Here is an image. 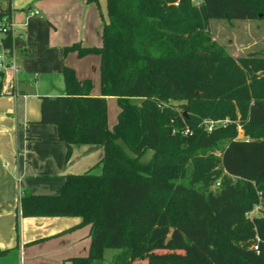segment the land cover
Wrapping results in <instances>:
<instances>
[{"label":"trees","instance_id":"16d2710c","mask_svg":"<svg viewBox=\"0 0 264 264\" xmlns=\"http://www.w3.org/2000/svg\"><path fill=\"white\" fill-rule=\"evenodd\" d=\"M174 1L106 0L102 44L64 47L100 54V94L64 65L65 91L40 96L39 121L56 124L65 160L74 144L103 146L99 172L19 196L16 232L19 216L78 215L90 225L88 252L73 264H92L107 247L119 248L114 264H131L135 250L145 264H264V52L235 57L209 33L212 19H264V0ZM106 95L119 106L111 128ZM237 113L248 139L237 138L236 122L201 123ZM218 146V156L208 152ZM258 203L261 214L248 216Z\"/></svg>","mask_w":264,"mask_h":264},{"label":"crops","instance_id":"0c3cea01","mask_svg":"<svg viewBox=\"0 0 264 264\" xmlns=\"http://www.w3.org/2000/svg\"><path fill=\"white\" fill-rule=\"evenodd\" d=\"M10 15L20 69L15 91L0 93V248L7 249L0 264H73L71 257L87 254L90 243V225L80 224V216H19L18 232L15 221L24 189L52 193L66 174L100 167L101 144H74L65 160L66 144L57 137L56 124L39 118L40 96L65 91L64 65L74 68L78 80L91 79V95L100 94V54L80 56L64 47L102 44L106 0H11ZM106 103L111 128L119 111L116 96L106 95Z\"/></svg>","mask_w":264,"mask_h":264},{"label":"rangeland","instance_id":"374dc122","mask_svg":"<svg viewBox=\"0 0 264 264\" xmlns=\"http://www.w3.org/2000/svg\"><path fill=\"white\" fill-rule=\"evenodd\" d=\"M209 33L211 36L222 43L226 49L235 57L246 55L253 52H264V19H233L228 21L226 19H213L210 21ZM173 104H178V101H172ZM225 118H229V122H239L240 114L237 113L235 119L226 115ZM227 122V124L229 123ZM226 126V124L215 123V127ZM243 130V128H242ZM244 134V133H243ZM224 141L220 143L223 146ZM220 146L214 147L208 151L210 154L218 156L220 154ZM152 150L149 149L143 156L146 159L150 156ZM101 165L98 168L91 169L94 172H99ZM191 170V163L188 164V172ZM185 180H188L186 177ZM188 182V181H186ZM216 182H212L211 189H217ZM249 215L253 214L250 211ZM119 251L117 247H107L104 250L103 257L95 260L93 264H114L112 262V256ZM140 250H135L131 264H145V260L141 257ZM143 255V254H142Z\"/></svg>","mask_w":264,"mask_h":264},{"label":"built area","instance_id":"2783aa9c","mask_svg":"<svg viewBox=\"0 0 264 264\" xmlns=\"http://www.w3.org/2000/svg\"><path fill=\"white\" fill-rule=\"evenodd\" d=\"M10 1L11 0H0V78L3 81L2 90L5 92L13 93L15 91V74L19 71L20 66L15 60L14 53L12 51V46L6 45V37L12 32V20L10 15ZM202 0H192L196 5L200 4ZM178 1H174V4H177ZM38 10H34V13H37ZM227 124L229 118H204L201 123L204 124V128L208 131L215 128V123ZM237 138L248 139L247 136L243 134L241 123L237 122ZM188 129L185 130V132ZM218 184V182H217ZM262 205L260 203L255 204L254 207L250 210L251 215L247 213L248 216L252 217L254 215L261 214ZM257 239H259L257 237ZM252 247L256 250L259 249L258 241H255L252 244Z\"/></svg>","mask_w":264,"mask_h":264}]
</instances>
